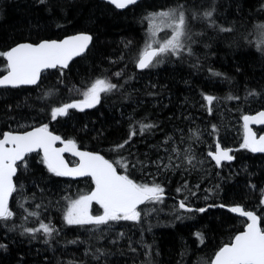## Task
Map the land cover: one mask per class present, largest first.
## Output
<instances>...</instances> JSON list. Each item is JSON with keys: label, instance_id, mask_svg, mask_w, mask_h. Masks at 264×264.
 <instances>
[{"label": "trees", "instance_id": "16d2710c", "mask_svg": "<svg viewBox=\"0 0 264 264\" xmlns=\"http://www.w3.org/2000/svg\"><path fill=\"white\" fill-rule=\"evenodd\" d=\"M181 6L184 50L138 71L152 14ZM78 33L92 44L67 69L42 74L35 87L0 89V138L46 124L136 183L159 184L163 199L139 208V222L68 225L72 201L95 185L56 176L32 154L18 165L13 216L0 220V264H211L246 227L230 207L264 217V155L242 147L243 117L264 110V0H143L124 11L100 0H0V52ZM3 67L0 76L7 71L0 56ZM97 79L117 87L89 110L51 118L53 108L82 101ZM205 95L216 98L211 112ZM141 124L153 127L141 134ZM217 143L231 150L232 162L211 160ZM181 201L206 211H185ZM102 212L93 202L91 213ZM41 223L54 229L50 236L25 231Z\"/></svg>", "mask_w": 264, "mask_h": 264}, {"label": "snow or ice", "instance_id": "6c2138e0", "mask_svg": "<svg viewBox=\"0 0 264 264\" xmlns=\"http://www.w3.org/2000/svg\"><path fill=\"white\" fill-rule=\"evenodd\" d=\"M44 3V0H40ZM116 8L123 9L129 5L137 3V0H108ZM204 17L211 22L212 11H207ZM153 20L159 19L161 26L166 25L172 29L171 39L166 40L158 47H153L156 35L155 28L151 32L150 41L138 58L137 67L145 69L153 66L154 61L159 63L158 57L168 55H179L184 50V37L187 35L186 18L181 8L160 11L152 14ZM221 31H230L228 28H221ZM92 37L87 34L75 35L62 41H43L36 45L30 43L20 44L7 52H0L7 61V75L0 79V87L11 86L13 88L22 85H35L40 79L44 69L67 68L69 61L74 56L81 55L91 42ZM116 75H119L117 73ZM219 75V73H216ZM117 85L104 79H97L86 92L84 99L78 103H67L51 110V118L55 120L59 116L68 114L71 108L83 111L85 108L95 107L100 102V94L115 89ZM254 94V93H251ZM238 97H229V99ZM216 98L205 95L204 100L211 106ZM244 129L245 137L242 147L252 152L264 153V135L257 139L256 134L249 128V123L264 125V111H260L255 116L245 115ZM151 124H141L140 133L152 128ZM215 131V126L213 127ZM136 135L131 132L129 139ZM59 141L64 145L62 148L54 147ZM125 141L124 144H127ZM124 144L119 147H124ZM11 145V147H8ZM43 152L42 162L47 166L48 171L56 176H90L95 184V190L89 195H82L79 199L72 201L67 209L64 219L68 225H108L115 221L139 222L140 211L138 206L145 202L162 201L164 189L159 184H138L127 175H120L116 168L108 160L98 154L82 152L77 150L74 141H64L59 136L53 135L48 130V125L35 128L23 135L4 133L0 139V220H8L13 216L9 210L8 201L12 193L16 190L12 177L17 171V162L23 161L24 157L32 152ZM175 151V150H174ZM230 149H222L217 143L215 151H210L209 156L219 167L222 161L231 162L234 157L230 155ZM71 152L79 157L76 167L69 168L62 153ZM124 167H127L125 164ZM179 192L180 189H177ZM95 202L103 209L102 214L93 215L90 211L92 203ZM264 204V199L261 200ZM179 207L185 211L204 212L206 209H193L187 207L183 201ZM219 207H224L220 205ZM229 211L246 218V228L241 233L235 235L233 241L225 244L215 252L211 264H264V228L261 227L260 217L251 210H246L242 206H233ZM35 215V213H32ZM43 231L50 236L54 231L49 225L41 223L37 229H25L30 233ZM197 238L203 242V237L197 233ZM47 242V241H46ZM75 243V241H73ZM4 247V245H0Z\"/></svg>", "mask_w": 264, "mask_h": 264}, {"label": "water", "instance_id": "95a60500", "mask_svg": "<svg viewBox=\"0 0 264 264\" xmlns=\"http://www.w3.org/2000/svg\"><path fill=\"white\" fill-rule=\"evenodd\" d=\"M100 1H101V2H104V3H106V4H109L110 6H112L113 8H115L117 11H124V10H126V9H128V8H130V7H132V6L136 5V4H138V3H140V2L143 1V0H137V3L132 4V5H129V6L125 7V8H123V9L116 8L115 5L109 3L108 0H100ZM80 34H86V33H78V34L70 35V36H67V37H65V38H63V39H61V40H45V41H62V40H64V39L70 38V37L75 36V35H80ZM87 35H89V34H87ZM90 36H91V35H90ZM91 37H92V36H91ZM41 42H43V41H41ZM39 43H40V42H39ZM20 44H24V43H20ZM20 44H18V45H20ZM30 44L36 45V44H38V43H30ZM91 44H92V40H91V42L88 44L87 48L84 50V52H83L81 55H79V56H74V57L69 61V63H68V67L70 66V64H71L74 60H76V59H78L79 57L85 55V54L87 53L88 49L90 48ZM18 45H16V46H18ZM16 46H14V47H16ZM11 49H12V48H11ZM11 49H10V50H11ZM5 61H6V59H5ZM154 62H155V61H154ZM6 63H7V61H6ZM68 67H67V68H68ZM58 68L61 69L59 66H57L56 68H48V69H44V70L41 72V76H42V74H44V73H46V72L53 71V70L58 69ZM67 68H63V70H65V69H67ZM136 68H137L138 71H145V70L148 69V68L140 69V68L137 67V65H136ZM5 75H7V72H6L5 74H3L2 76H0V79H2ZM41 76H40L39 81H38L37 84H35V85H22V86H20V87H16V88H30V87H35V86L38 85V83L40 82V80H41ZM7 88H10V89H16V88H13V87H11V86L0 87V89H7ZM75 103H78V102H75ZM92 108H93V107H92ZM71 109H75V110L80 111L79 109H76V108H71ZM89 109H91V108H85L83 111H86V110H89ZM69 110H70V109H69ZM263 111H264V110H263ZM258 113H259V112H258ZM258 113H255V114H253V115H249V116H255V115L258 114ZM243 125H244V121H243ZM262 127H264V125L256 124V123H249V128H250V130H251L253 133H255V134H256V132L254 131V129H258V128H262ZM33 130H35V129H32V130H26V131H24V132H13L12 134H14V135H23V134H25L26 132H30V131H33ZM49 132H51V131H49ZM51 133H52L53 135H56V134H54L53 132H51ZM262 135H264V134H262ZM56 136H59V135H56ZM59 137H60V136H59ZM256 137H257V139L259 138V136H257V134H256ZM2 138H3V136H2ZM2 138H0V139H2ZM60 138H61L62 140H64L62 137H60ZM64 141H67V140H64ZM220 146H221L222 149H226V148H224L222 145H220ZM8 147H11V145H8ZM54 147H56V148H62V147H64V145L61 144L59 141H57V142L55 143ZM77 150H78V151H82V152L93 153V152H90V151L82 150V149L78 148V146H77ZM214 151H215V150H214ZM214 151H213V152H214ZM35 153H40V154L42 155V157H43V152H42V150H41V151H37V152H32V153L27 154V155L24 157V160H23V161H18L17 164L19 165V164L23 163V162L25 161V159H26L28 156H30V155H32V154H35ZM253 153L264 155V153H262V152H253ZM93 154H95V153H93ZM230 155H231V151H230ZM62 156H63L65 162L68 164V167H69V168L76 167L77 164L79 163V157H78V156H74V155H72L71 152H64V153H62ZM210 158H211V156H210ZM68 159L72 160L73 163H70V161H69ZM104 159H105V158H104ZM211 160L215 163V161H214L212 158H211ZM233 160H234V159H233ZM233 160H232V161H233ZM232 161H231V162H232ZM222 163H230V162H229V161H222ZM215 164H216V163H215ZM117 173L120 174L118 171H117ZM17 174H18V166H17L16 174L12 177V180H13V184H14V185H15V178H16ZM120 175H122V174H120ZM62 177L67 178L68 180H71V181H80V180H84V179H90V180L93 182V180H92V178H91L90 176H76V177H73V176H62ZM93 184H94V182H93ZM94 185H95V184H94ZM13 193H14V192H13ZM13 193H12V195H13ZM12 195H11V197H9L8 206L10 205ZM263 199H264V188H263ZM146 203H147V202H145L144 204L139 205V206H138V209L141 208V207H142L143 205H145ZM237 215H238V214H237ZM238 216H239V215H238ZM239 217H241V216H239ZM241 218L244 219V220H246L245 217H241ZM245 228H246V227H245ZM244 230H245V229H244Z\"/></svg>", "mask_w": 264, "mask_h": 264}, {"label": "rangeland", "instance_id": "374dc122", "mask_svg": "<svg viewBox=\"0 0 264 264\" xmlns=\"http://www.w3.org/2000/svg\"><path fill=\"white\" fill-rule=\"evenodd\" d=\"M151 28H152L151 32L154 30V28L156 31L155 37L152 38V39H154L153 47H158L160 44H162L166 40L171 39V37L173 35L172 29L167 27L166 25L161 26V21L159 19L151 21ZM163 34H164V36H163ZM149 41H150V39H149ZM5 69H6V67H3L2 69H0V73L4 72ZM90 211H91V209H90Z\"/></svg>", "mask_w": 264, "mask_h": 264}, {"label": "flooded vegetation", "instance_id": "af4514ba", "mask_svg": "<svg viewBox=\"0 0 264 264\" xmlns=\"http://www.w3.org/2000/svg\"><path fill=\"white\" fill-rule=\"evenodd\" d=\"M255 131H256L257 136H260V135L264 134V127L255 129Z\"/></svg>", "mask_w": 264, "mask_h": 264}, {"label": "bare ground", "instance_id": "6f19581e", "mask_svg": "<svg viewBox=\"0 0 264 264\" xmlns=\"http://www.w3.org/2000/svg\"><path fill=\"white\" fill-rule=\"evenodd\" d=\"M216 148V147H215Z\"/></svg>", "mask_w": 264, "mask_h": 264}]
</instances>
